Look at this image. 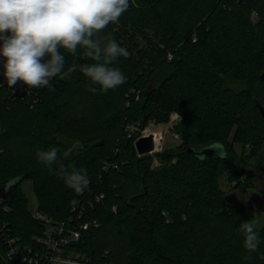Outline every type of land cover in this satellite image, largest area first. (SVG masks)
<instances>
[{"label": "trees", "instance_id": "trees-1", "mask_svg": "<svg viewBox=\"0 0 264 264\" xmlns=\"http://www.w3.org/2000/svg\"><path fill=\"white\" fill-rule=\"evenodd\" d=\"M136 4L103 34L121 46H137L138 37L149 33L159 43L116 62L127 77L120 87L89 92L78 71L68 80L54 79V90L31 88L24 97L0 87V183L23 177L11 196L0 195V226L20 243L38 247L44 223L32 215L22 187L30 179L39 208L55 220L66 218L73 205L88 206L85 219L98 225L72 246L92 264H264V223L256 224L260 245L248 254L237 229L245 220L255 221L251 206L228 203L221 186L226 178L234 188H252L256 172L264 175V117L258 106H264V0ZM66 60V67L91 62L79 54H66ZM173 111L186 121L178 129L182 141L156 153L163 164L152 168V155H139L135 147L139 129L127 135L128 122L144 128L152 120L168 121ZM192 129L195 139L189 137ZM211 144L218 146L216 155L190 151ZM52 146L61 154L49 171L35 154ZM61 166L85 169L88 188L81 194L68 189L55 174ZM99 193L104 199L94 201Z\"/></svg>", "mask_w": 264, "mask_h": 264}, {"label": "clouds", "instance_id": "clouds-1", "mask_svg": "<svg viewBox=\"0 0 264 264\" xmlns=\"http://www.w3.org/2000/svg\"><path fill=\"white\" fill-rule=\"evenodd\" d=\"M134 6L139 7L136 0H0V57L4 58L0 60V75L9 88L20 85L54 90V79L68 80L78 71L89 82V92L115 90L127 79L116 62L127 59L130 52L103 30L110 23L118 24ZM66 54H79L91 62L74 61L66 67ZM3 85L0 82V87ZM60 154L61 149L52 146L37 150L35 155L38 163L52 171ZM69 155L70 151H63L64 158ZM256 163L255 158L249 161L251 166ZM55 174L76 194L90 184L85 169L73 167L69 171L61 166ZM237 231L247 253L256 252L260 245L256 222L245 220Z\"/></svg>", "mask_w": 264, "mask_h": 264}, {"label": "built area", "instance_id": "built-area-1", "mask_svg": "<svg viewBox=\"0 0 264 264\" xmlns=\"http://www.w3.org/2000/svg\"><path fill=\"white\" fill-rule=\"evenodd\" d=\"M14 89V88H13ZM150 125V124H149ZM144 127L146 129L147 127ZM152 133L154 139L157 135L163 138V132H146L141 136ZM162 143L155 150H162ZM104 193L95 194L94 201H102ZM90 206L94 202H88ZM31 205V212L34 218L44 223L43 234L37 237L38 247H33L29 244L19 242V238L12 236L6 228V225L0 226V248L3 251V260L1 264H16L17 261L22 260L27 264H92V259L81 249H78L72 244L80 241L83 232L88 230L91 226H97L96 219H85V213L88 206L83 203L73 205L70 214L63 219L55 220L47 213L39 208V204L33 196ZM251 207H258L254 202H251ZM116 210V206H113ZM2 243H5L2 247ZM104 264H113L112 261H105Z\"/></svg>", "mask_w": 264, "mask_h": 264}, {"label": "rangeland", "instance_id": "rangeland-1", "mask_svg": "<svg viewBox=\"0 0 264 264\" xmlns=\"http://www.w3.org/2000/svg\"><path fill=\"white\" fill-rule=\"evenodd\" d=\"M252 19L254 21L258 20V14L257 12H253L251 15ZM138 44L137 46H134L133 44L124 43L122 47L127 48V50L130 52V56L138 57L141 54V51H147L149 49H153V44L159 43L156 37L152 35V33H149L148 37L139 36L138 37ZM161 48L164 47L163 44H160ZM130 48V49H129ZM156 50V49H155ZM167 58L168 61L173 60L174 53L171 49L167 50ZM161 73V72H160ZM158 74V78H162L164 75ZM186 121L184 118L177 112L173 111L170 114V118L168 121H156L152 120L149 124V127L146 129L140 128L138 122L135 121H129L126 131L127 135H131L130 133H133L135 131H140V135L142 133L146 132H163V138L161 140L160 138V144L162 143V150H154L150 155H152L151 160V167L152 168H158L163 164L161 159L157 156L156 153L162 152L166 149H172L176 145H178L182 141V135H180V132L178 129L182 128L185 125ZM195 129H192V132L190 134V139H195ZM136 142V141H135ZM238 150H241L240 146L236 144ZM250 147V145L247 143V149ZM140 155V154H139ZM176 159H173L172 162H175ZM250 169V168H248ZM257 176L254 179V186L252 188H234L230 185L228 180L226 178H223L221 180V186L225 190V200L228 203H236V204H246L248 206H251V202H254L256 208L249 207L248 210L255 218L256 224L258 226H262L264 223V211L261 208L262 202H263V192H264V175L256 172ZM22 187L25 189L26 193L29 195L31 204L33 201V182L30 179H26L22 183Z\"/></svg>", "mask_w": 264, "mask_h": 264}, {"label": "water", "instance_id": "water-1", "mask_svg": "<svg viewBox=\"0 0 264 264\" xmlns=\"http://www.w3.org/2000/svg\"><path fill=\"white\" fill-rule=\"evenodd\" d=\"M3 57H0V60H3ZM0 82H3L4 85L7 86L6 82L3 80V76L0 75ZM28 89H26L25 87H22L20 85H17L16 88H14V95L17 97H24L27 93ZM258 106L260 108L261 114L264 117V106L261 105L258 102ZM135 147L137 149L138 154L143 155V154H148L151 153L152 151L155 150V139H154V135L152 133H150L149 135H144L139 137L136 142H135ZM218 150V146L216 144H211V145H207L199 150H196L195 148H190V151L195 152L197 155H216V151ZM23 177L15 180V181H4L2 183H0V195L2 196H11L14 188L17 187L19 181L22 179ZM10 188V190L7 191H3L4 187Z\"/></svg>", "mask_w": 264, "mask_h": 264}, {"label": "bare ground", "instance_id": "bare-ground-1", "mask_svg": "<svg viewBox=\"0 0 264 264\" xmlns=\"http://www.w3.org/2000/svg\"><path fill=\"white\" fill-rule=\"evenodd\" d=\"M156 148L160 145V137L157 135L155 138Z\"/></svg>", "mask_w": 264, "mask_h": 264}, {"label": "flooded vegetation", "instance_id": "flooded-vegetation-1", "mask_svg": "<svg viewBox=\"0 0 264 264\" xmlns=\"http://www.w3.org/2000/svg\"><path fill=\"white\" fill-rule=\"evenodd\" d=\"M3 189H5V191H7V192L10 190V188H8V186L4 187Z\"/></svg>", "mask_w": 264, "mask_h": 264}]
</instances>
